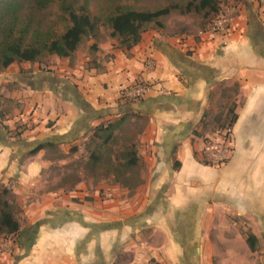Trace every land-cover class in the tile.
Instances as JSON below:
<instances>
[{
    "label": "crops",
    "instance_id": "obj_1",
    "mask_svg": "<svg viewBox=\"0 0 264 264\" xmlns=\"http://www.w3.org/2000/svg\"><path fill=\"white\" fill-rule=\"evenodd\" d=\"M110 48L72 62L56 56L48 68L15 62L0 76L14 116L0 124V183L15 180L11 193L23 208L0 264H208L213 249L232 250L228 216L264 214V4H239L224 34L201 41L144 32L129 49ZM140 81L153 90L137 100L121 95ZM221 82L238 83L229 159L203 164L210 148L192 132L204 126ZM131 113L146 119L136 140L139 184L78 183L39 197V144L67 147ZM234 239L244 254V236Z\"/></svg>",
    "mask_w": 264,
    "mask_h": 264
},
{
    "label": "trees",
    "instance_id": "obj_2",
    "mask_svg": "<svg viewBox=\"0 0 264 264\" xmlns=\"http://www.w3.org/2000/svg\"><path fill=\"white\" fill-rule=\"evenodd\" d=\"M108 1L112 3L111 8L98 15L91 13L88 0H0V71L13 62L40 63L47 55L69 57L76 52L85 38L96 39L101 26L106 27L109 35L116 38L118 47L129 49L141 40L143 32L150 25L161 27L162 18L169 13L192 12L208 18L220 11L221 2V0H185L171 2L154 9H136L127 4H118L119 0ZM55 7L59 13L57 17L65 23L61 31L45 26L43 19L39 17L48 9ZM95 42L94 40L93 48H96ZM234 107L235 102L226 109L223 117H216L220 127L230 128L236 121L237 114ZM123 118L99 123L92 128V133L84 144L88 152L86 163L91 167L104 164L110 169V174L117 182H122L121 176L126 172L134 171L135 176L139 175L135 170L141 166L136 145L133 143L124 145L115 158L108 155V145L113 141L114 131L120 126ZM192 133L199 135L195 130ZM45 146L51 144H39L32 153ZM228 159L227 157L225 160ZM200 161L203 164L213 163L206 160L205 155H202ZM178 165L179 162L174 163L175 167ZM140 182L139 176L134 185L128 187L132 188ZM8 193L6 188H0L1 235L15 234L20 228V222L7 199ZM245 241L251 251L257 249L258 238L255 234L248 233Z\"/></svg>",
    "mask_w": 264,
    "mask_h": 264
},
{
    "label": "rangeland",
    "instance_id": "obj_3",
    "mask_svg": "<svg viewBox=\"0 0 264 264\" xmlns=\"http://www.w3.org/2000/svg\"><path fill=\"white\" fill-rule=\"evenodd\" d=\"M88 7L92 14L101 15L106 10L110 9L112 3L108 0H88ZM181 2L185 0H119L118 4H127L136 9H154L160 6L168 5L171 2ZM250 0H221L220 2V11L208 18H204L203 16L195 13L188 14H180L177 11H173L169 13L167 16L162 18L163 25L161 27L157 25H150L144 32H158L160 36L164 37H176V36H184L192 37L196 41H201V37L207 34V30L212 24L213 20L220 12H224L228 10V8L233 5L242 6L246 2ZM260 6L264 4L262 0H255ZM59 13L55 8H50L44 12V14L39 15L40 18L43 19V24L45 26H51L56 31H61L64 28V21L57 17ZM143 32V33H144ZM95 42L96 48H93L92 44ZM113 46H117V40L114 37L109 35V31L106 27L101 26L99 35L96 39L85 38L76 52L69 56L70 62L74 60V57L77 53L83 57L94 58L96 55L99 57V52L96 51L98 48H113ZM110 48V49H111ZM121 48V47H120ZM101 54V52H100ZM110 53L104 54V58L110 56ZM55 55H47L45 56L39 64L44 65L45 68H48L51 65H54L56 62ZM65 60V59H61ZM17 63V64H16ZM13 62L16 64L18 68H21V64L23 62ZM36 63V62H35ZM38 63V62H37ZM17 68V67H16ZM3 69L0 71V76L3 75ZM221 82L217 86V94L212 96L210 110L205 114V118L203 120V127L198 131L200 137L205 144L210 148V151L206 152L208 155L206 160L209 162H214V160H218L219 156L222 154H217V148L214 139L216 132H218L222 127H220V122L216 121V117H223L226 109L232 105L233 101H235L238 96L237 94V85L236 82L228 83L227 85H223ZM7 87L0 84V124L3 125V121L7 119H12L13 112L11 102L7 99L11 100L7 96H5V89ZM9 108V109H8ZM124 119L119 127H117L114 131V139L108 145V155L111 158H115L118 154V151L126 144H135L137 146V137L140 134L142 129V125L146 120L144 116H136L134 114H126L123 115ZM134 121H130L133 120ZM90 136V135H89ZM87 136V138L89 137ZM84 140L77 141L73 144H69V146L61 148L59 146H45L41 151V158L46 160L45 167L42 169L39 180L37 181L38 186V195L39 197H44L47 192L54 191L59 188H73L78 183L86 184L89 188H94L97 184H120V185H134V182L137 180L134 171L126 172L123 176H121L120 181L117 182L113 179L112 174H110V169H108L104 164L96 165L94 167L89 166L86 161L88 159V152L85 149V141ZM220 144V143H219ZM225 145V144H223ZM76 148V149H74ZM228 150L230 146H227ZM137 149V147H136ZM214 153V154H213ZM229 156V152L226 153V158ZM225 157L222 158L224 162H226ZM222 161V160H218ZM141 166L135 170L140 171ZM127 178V179H125ZM128 181V182H123ZM6 188L8 190L7 199L11 202L12 209L16 218L19 220H23V208L19 205L17 199L13 197L11 193L13 188H7L2 183H0V188ZM15 196V195H14ZM260 217L264 218V214L262 216H253V213L249 212L245 216H228V218L232 221L233 225H235V230L232 233L223 229V234L226 239L231 241L232 250H227V253L219 248V250L213 249V254L208 256V264H239L237 254L241 253V257H243L242 264H264V222H261ZM226 226L225 223H223ZM227 228V226H226ZM248 233H253L257 236V249L255 251H251L247 246V250L243 253V249L240 248L239 242L235 240L236 235H243L246 238ZM9 235H1L0 234V242L6 240ZM211 242L213 245L219 241L218 232L210 233ZM221 240V239H220ZM4 250L0 249V258L1 253ZM6 252L9 250H5ZM230 251L231 254L229 253ZM11 252V251H9ZM206 258L205 256L202 257ZM237 258V260H236ZM148 264H161L154 257H150L147 261ZM207 262L204 261V264Z\"/></svg>",
    "mask_w": 264,
    "mask_h": 264
},
{
    "label": "built area",
    "instance_id": "obj_4",
    "mask_svg": "<svg viewBox=\"0 0 264 264\" xmlns=\"http://www.w3.org/2000/svg\"><path fill=\"white\" fill-rule=\"evenodd\" d=\"M237 10H238V5H233L232 7L228 8V10L224 12H220L213 20L210 27L208 28L207 34L210 35L224 34L229 29L231 20L233 19ZM151 64H152L151 60L147 59L145 61V66L149 67ZM153 88H154L153 84L146 81H140L136 84L123 88L121 91V95L128 100H137L143 98L146 94H148L151 90H153ZM229 132H230L229 128H222L219 132V135H221L220 138L221 144L219 146L223 149L222 156H220L219 159L222 161H223L222 158L224 157L226 158V153L229 152L228 148H226L227 146H229V141H230ZM3 185L7 188H14L16 182L15 180H10L3 183ZM10 237L12 236H9L6 240L0 242V249L2 250L10 249V243L12 242V238Z\"/></svg>",
    "mask_w": 264,
    "mask_h": 264
}]
</instances>
